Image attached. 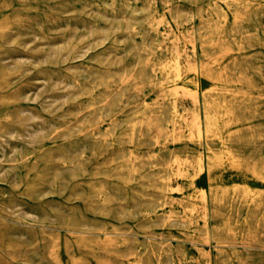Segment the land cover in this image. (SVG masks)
<instances>
[{"label":"rangeland","instance_id":"374dc122","mask_svg":"<svg viewBox=\"0 0 264 264\" xmlns=\"http://www.w3.org/2000/svg\"><path fill=\"white\" fill-rule=\"evenodd\" d=\"M0 264H264V0H0Z\"/></svg>","mask_w":264,"mask_h":264},{"label":"bare ground","instance_id":"6f19581e","mask_svg":"<svg viewBox=\"0 0 264 264\" xmlns=\"http://www.w3.org/2000/svg\"><path fill=\"white\" fill-rule=\"evenodd\" d=\"M163 66V65H162ZM159 67V66H158ZM194 99V98H193ZM26 110V109H25ZM166 218V217H165ZM74 225V224H73ZM36 261V260H35Z\"/></svg>","mask_w":264,"mask_h":264}]
</instances>
